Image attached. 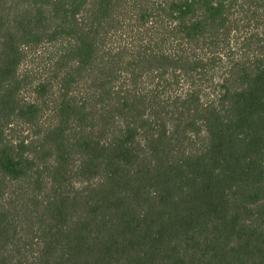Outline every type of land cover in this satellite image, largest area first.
Returning a JSON list of instances; mask_svg holds the SVG:
<instances>
[{
    "label": "trees",
    "instance_id": "obj_1",
    "mask_svg": "<svg viewBox=\"0 0 264 264\" xmlns=\"http://www.w3.org/2000/svg\"><path fill=\"white\" fill-rule=\"evenodd\" d=\"M0 264H264V0H0Z\"/></svg>",
    "mask_w": 264,
    "mask_h": 264
},
{
    "label": "rangeland",
    "instance_id": "obj_2",
    "mask_svg": "<svg viewBox=\"0 0 264 264\" xmlns=\"http://www.w3.org/2000/svg\"><path fill=\"white\" fill-rule=\"evenodd\" d=\"M35 52L34 51H31V53L30 54H28V56H27V66L29 67L30 65H31V63H33V61L34 60H36V57H35ZM27 96H30V94L29 95H27Z\"/></svg>",
    "mask_w": 264,
    "mask_h": 264
}]
</instances>
